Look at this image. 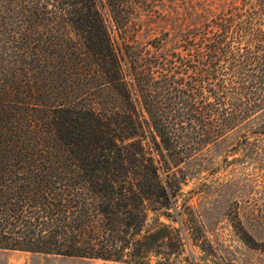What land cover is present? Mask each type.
Listing matches in <instances>:
<instances>
[{
	"label": "trees",
	"instance_id": "1",
	"mask_svg": "<svg viewBox=\"0 0 264 264\" xmlns=\"http://www.w3.org/2000/svg\"><path fill=\"white\" fill-rule=\"evenodd\" d=\"M126 1L0 0L1 251L166 264L181 165L264 112V0H202L171 50Z\"/></svg>",
	"mask_w": 264,
	"mask_h": 264
},
{
	"label": "rangeland",
	"instance_id": "2",
	"mask_svg": "<svg viewBox=\"0 0 264 264\" xmlns=\"http://www.w3.org/2000/svg\"><path fill=\"white\" fill-rule=\"evenodd\" d=\"M214 1L212 11L225 8ZM202 0H127L130 45H180L190 10ZM134 41V42H132ZM264 112L181 165L176 211L167 226L166 264H264ZM150 225L159 224L149 214ZM174 220V221H172ZM172 240V243L171 242ZM177 241H180V245ZM177 242V243H175ZM171 245V246H170ZM150 264L158 258L148 255ZM0 264H124L119 262L1 251Z\"/></svg>",
	"mask_w": 264,
	"mask_h": 264
}]
</instances>
